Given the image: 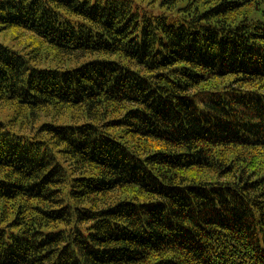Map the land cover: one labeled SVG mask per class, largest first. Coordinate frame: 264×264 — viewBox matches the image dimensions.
I'll return each instance as SVG.
<instances>
[{
    "label": "trees",
    "instance_id": "obj_1",
    "mask_svg": "<svg viewBox=\"0 0 264 264\" xmlns=\"http://www.w3.org/2000/svg\"><path fill=\"white\" fill-rule=\"evenodd\" d=\"M159 1L0 0V264H264V0Z\"/></svg>",
    "mask_w": 264,
    "mask_h": 264
},
{
    "label": "rangeland",
    "instance_id": "obj_2",
    "mask_svg": "<svg viewBox=\"0 0 264 264\" xmlns=\"http://www.w3.org/2000/svg\"><path fill=\"white\" fill-rule=\"evenodd\" d=\"M135 1L138 3H142L140 5L143 6L145 9H147L148 11L154 10L156 12H161L162 10H164L161 6H159V2H160L159 0L157 3H153V4L151 3L148 4L147 0H135ZM0 41H3L8 45H11L12 47L18 50H22L25 53H30V54L33 53L34 54L33 56L35 57L34 61L39 65L61 66V63H59V61L53 62L49 60L50 57L52 56V52L50 50L48 51L46 46L41 41H39L38 38H35L32 33L23 30L9 31L6 33L4 32V33H0ZM223 81L225 82V80ZM214 84H222V83L216 81L213 83V85ZM217 87L219 88L220 85H218ZM47 114H48L47 109L42 110L38 114L37 116L38 118L34 120L33 123H31V117L29 116V114L25 109L17 113V108H15L14 105L8 103H0V121H4L5 123L9 122L14 127V129H20L23 131H30V130L32 131L44 121L47 120L53 121L52 118L50 119L45 118V115ZM62 116H65V112L62 113ZM55 120L59 122H65L67 119L66 117L64 118L58 117L55 118ZM1 209L2 208L0 205V211ZM0 216H5L3 218L1 217L2 220L0 221V224L1 223L4 224L5 221H8L13 217V214L6 213L5 215V213L0 212Z\"/></svg>",
    "mask_w": 264,
    "mask_h": 264
}]
</instances>
